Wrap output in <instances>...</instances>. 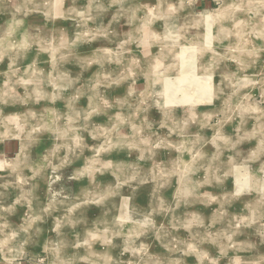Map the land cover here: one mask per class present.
I'll return each instance as SVG.
<instances>
[{
    "label": "rangeland",
    "instance_id": "obj_1",
    "mask_svg": "<svg viewBox=\"0 0 264 264\" xmlns=\"http://www.w3.org/2000/svg\"><path fill=\"white\" fill-rule=\"evenodd\" d=\"M0 264H264V0H0Z\"/></svg>",
    "mask_w": 264,
    "mask_h": 264
},
{
    "label": "bare ground",
    "instance_id": "obj_2",
    "mask_svg": "<svg viewBox=\"0 0 264 264\" xmlns=\"http://www.w3.org/2000/svg\"><path fill=\"white\" fill-rule=\"evenodd\" d=\"M220 17V16H219ZM179 54V53H178Z\"/></svg>",
    "mask_w": 264,
    "mask_h": 264
}]
</instances>
